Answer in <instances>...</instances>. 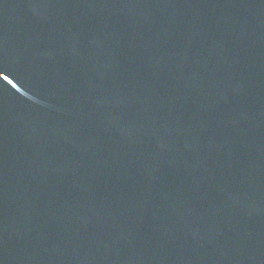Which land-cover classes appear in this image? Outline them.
I'll return each mask as SVG.
<instances>
[{
  "label": "water",
  "instance_id": "water-1",
  "mask_svg": "<svg viewBox=\"0 0 264 264\" xmlns=\"http://www.w3.org/2000/svg\"><path fill=\"white\" fill-rule=\"evenodd\" d=\"M0 264H264V0H0Z\"/></svg>",
  "mask_w": 264,
  "mask_h": 264
}]
</instances>
